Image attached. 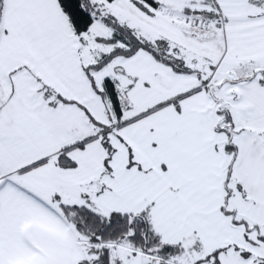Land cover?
I'll use <instances>...</instances> for the list:
<instances>
[{
	"label": "snow or ice",
	"instance_id": "snow-or-ice-1",
	"mask_svg": "<svg viewBox=\"0 0 264 264\" xmlns=\"http://www.w3.org/2000/svg\"><path fill=\"white\" fill-rule=\"evenodd\" d=\"M0 264H264V0H0Z\"/></svg>",
	"mask_w": 264,
	"mask_h": 264
}]
</instances>
